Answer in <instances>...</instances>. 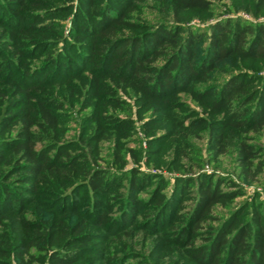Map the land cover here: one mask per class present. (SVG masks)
<instances>
[{"label": "trees", "instance_id": "1", "mask_svg": "<svg viewBox=\"0 0 264 264\" xmlns=\"http://www.w3.org/2000/svg\"><path fill=\"white\" fill-rule=\"evenodd\" d=\"M213 13L0 0V264H264V201L233 206L241 184L194 147L264 174V21Z\"/></svg>", "mask_w": 264, "mask_h": 264}, {"label": "rangeland", "instance_id": "2", "mask_svg": "<svg viewBox=\"0 0 264 264\" xmlns=\"http://www.w3.org/2000/svg\"><path fill=\"white\" fill-rule=\"evenodd\" d=\"M213 2V18H211V21H214L215 19L221 17V16H233V17H242L244 19L247 20H251V21H264V16H261L259 18H255L254 16H252L249 13H246L244 11H232V12H227L225 11L226 8L229 7L230 2L228 0H212ZM152 10L154 11V9H150V8H145L144 12L142 14V18L147 19L151 22L156 21L157 19H159V15H157V13L152 12ZM135 18H137V16L139 15V13H135L134 14ZM191 25L194 26H200V27H204L205 25H207V23L202 22L200 19L198 18H194L191 22ZM184 100L187 101V103L193 107L194 109H199V106L196 104V102L194 100H192L189 95L186 94H182ZM138 125H140V122H137ZM138 137H141V141L144 138V135L140 132L138 134ZM134 143H132L133 145ZM145 143H143L144 146ZM108 146V144H107ZM195 149L199 150L197 157L198 158H203L205 160V165H204V169L205 171L208 172H217L218 174L224 175V176H229L231 177L233 180H235L236 182H239L241 184V187L244 190V195L239 197L238 199H236V201L233 203V206H236L242 202H244L245 200H251V198H254L255 195H258V198L264 201V174H261V176L258 178V181H252V182H247L243 179V177H240V169L237 165L236 162V156L234 153H229L226 154L222 157H220L217 161H212V159H209V153L205 148L204 145V141L200 140V141H195L194 144ZM108 151V150H107ZM133 164L130 163L128 166H132ZM144 170H150V171H155L154 168H147L146 165H143ZM164 173H168L166 171H164ZM172 173H168V175H170ZM233 206H229L228 208H218L217 211L218 213H222V214H227L230 209Z\"/></svg>", "mask_w": 264, "mask_h": 264}]
</instances>
